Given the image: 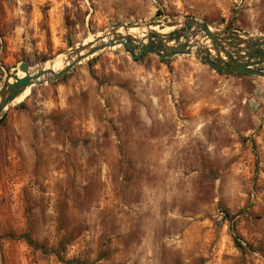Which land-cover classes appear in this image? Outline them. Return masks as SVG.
<instances>
[{"label":"rangeland","instance_id":"374dc122","mask_svg":"<svg viewBox=\"0 0 264 264\" xmlns=\"http://www.w3.org/2000/svg\"><path fill=\"white\" fill-rule=\"evenodd\" d=\"M189 19L263 38L264 0H0V88L115 24ZM202 59L107 48L1 112L0 264H264V78Z\"/></svg>","mask_w":264,"mask_h":264},{"label":"water","instance_id":"95a60500","mask_svg":"<svg viewBox=\"0 0 264 264\" xmlns=\"http://www.w3.org/2000/svg\"><path fill=\"white\" fill-rule=\"evenodd\" d=\"M133 27L139 28L141 26L134 25ZM129 28V25L115 24L111 31L110 41H104L105 38L101 37L94 39L91 43L85 45L81 44L71 49L70 56L74 60L58 72L40 71L36 74H30L29 66L21 64L19 71L24 74V77L18 78L15 75H6L3 85L0 88V114L10 103L21 96L27 88L31 89L34 85L39 84L40 81L38 80L40 78L50 74L51 77L49 79L43 80L57 81L69 73L75 65L104 49L123 46V48L131 54L134 61L146 55H155L166 59L179 55H190L193 52L190 39L192 36H195L197 31L201 32L204 37L212 41L214 46L213 50L216 53V57H212L208 50L202 51L201 53L196 52L204 56V59H202L203 63L214 70L229 74L264 78L263 71L253 69L256 66L264 64V38H250L237 32L232 34L213 32L207 25L195 19H189L185 21L180 30L172 36L160 35L151 31L147 34L145 44H140V40H137L135 37H124L117 33L120 29L127 31ZM180 39H183V41L179 42ZM173 40H176L174 45L171 44ZM222 40L235 41L239 44H243L249 52L247 55H234L223 48L221 43ZM166 44H171V46H167ZM222 54L226 60L221 58ZM10 79H12V83H9Z\"/></svg>","mask_w":264,"mask_h":264},{"label":"bare ground","instance_id":"6f19581e","mask_svg":"<svg viewBox=\"0 0 264 264\" xmlns=\"http://www.w3.org/2000/svg\"><path fill=\"white\" fill-rule=\"evenodd\" d=\"M137 32H141L140 36L136 37L137 40H140V44H145L146 42V37L147 35L145 36V34H142L143 32H146L145 29H138L136 28ZM132 31V30H131ZM130 30L128 31H124V29H120L118 30V34L126 37V36H132L130 33H131ZM150 33V32H149ZM105 38L104 41H110L111 40V33L109 35H105V36H99V37H96L95 39H98V38ZM133 37V36H132ZM145 37V38H144ZM264 38V37H263ZM264 40V39H263ZM197 41V40H196ZM167 46H171V44H166ZM190 45L192 47V51H195L197 53H201L202 51L206 50L207 48H205L204 50H202V45H201V42L200 41H197L195 42L190 40ZM221 58L223 59L224 57L221 56ZM74 59L70 56V52L67 54V55H62L50 62H47L44 64V66L42 68H37L35 69L34 71H29L30 74H36L37 72H40V71H53V72H58V71H61L65 66H67L70 62H72ZM18 78H22L24 77V74L21 73L20 76H17ZM51 77L50 74H47L45 75L44 77L40 78L38 81H41L43 79H49ZM9 83H12V79L9 80ZM30 92V88H27L25 90V92L22 94V96L28 94Z\"/></svg>","mask_w":264,"mask_h":264},{"label":"trees","instance_id":"16d2710c","mask_svg":"<svg viewBox=\"0 0 264 264\" xmlns=\"http://www.w3.org/2000/svg\"><path fill=\"white\" fill-rule=\"evenodd\" d=\"M216 71L218 73H222V71H218V70H216ZM225 216L227 218H229V215L227 213H226ZM22 238L27 242L28 245H30V246H32L34 248H38V246L30 239V237L28 235H24ZM233 242H234L235 247L238 248L239 250H243L244 249V247L241 244V242L239 241L238 237H234ZM70 264H83V263H81V262H79L77 260H74V261L70 262Z\"/></svg>","mask_w":264,"mask_h":264}]
</instances>
